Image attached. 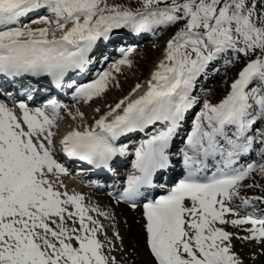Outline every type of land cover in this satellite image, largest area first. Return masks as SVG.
<instances>
[{
    "label": "snow or ice",
    "instance_id": "1",
    "mask_svg": "<svg viewBox=\"0 0 264 264\" xmlns=\"http://www.w3.org/2000/svg\"><path fill=\"white\" fill-rule=\"evenodd\" d=\"M161 31L146 91L58 147L54 94L102 97L132 64L126 34ZM236 65L226 95L201 101L198 82ZM58 151L113 175L133 157L109 195L142 207L151 264H244L234 240L264 254V0H0V264H117L97 218L114 217L61 190Z\"/></svg>",
    "mask_w": 264,
    "mask_h": 264
},
{
    "label": "rangeland",
    "instance_id": "2",
    "mask_svg": "<svg viewBox=\"0 0 264 264\" xmlns=\"http://www.w3.org/2000/svg\"><path fill=\"white\" fill-rule=\"evenodd\" d=\"M110 2H116V3H127L130 6H136L137 0H110ZM35 18V16H30L24 23H27L28 20ZM32 26V25H31ZM38 27V25L34 26ZM163 31H161L162 33ZM147 37L144 41L137 42L136 48H134L135 51L132 52L131 56L129 57L132 61L131 66L123 65L121 66V71L119 73L114 72L115 80L109 85L108 91L100 98H95L94 102L95 104H89V105H82V109L77 108V115L79 117L72 118L71 116H65L62 115L59 121L61 122L59 126V130L64 131L65 126H70L71 124H78L83 127H87L88 123H90L92 116L97 113L96 109L99 108L102 110L103 108H108V105L112 103H117L119 100L123 99L126 96H129L132 94L134 96L139 90L133 92V90L136 88V85H145V83L150 79L152 72L156 69V66L160 62L161 59H163V48L165 45V41L169 35L167 32L166 37H160L159 42H155L154 39H152L153 35L151 33L146 34ZM119 58V56H118ZM241 65H236L235 67H229L225 69L222 66V71H218L214 74L216 77L212 80V82H205L200 81L197 84V89L199 92H196V94L199 97H202V100H207V97L210 98L211 101H219L221 100L226 93L229 91L230 84L232 80L235 78L237 71ZM212 77H210L207 80H211ZM206 80V79H205ZM206 84V86L202 87L200 83ZM135 93V94H134ZM134 94V95H133ZM78 104V103H77ZM79 106V105H78ZM77 106V107H78ZM201 105L197 106L196 111L199 110V107ZM80 113H83V118L80 117ZM93 122V119H92ZM74 182V181H73ZM62 187V191L66 189L65 185ZM70 189V188H69ZM70 194V190L68 191ZM84 197L85 195L89 194L88 191H84ZM72 193V191H71ZM95 193V192H94ZM104 195H107V193L103 192ZM83 195V194H82ZM100 194H97L95 198H98ZM103 196V195H102ZM105 197V196H104ZM100 198V197H99ZM103 211H107L111 213V216L113 215L115 220H110V218L105 217H97L101 223L104 225L105 231L107 233V237L105 238L104 234L102 233L100 235V239L102 242L105 243V252L108 255L114 256L116 258L117 264H139L137 260V247L135 244H131L128 241V238L122 231L123 227V220L121 231L118 229V225L120 227L121 222H118L119 219L122 217L115 211L105 209ZM97 215V214H96ZM94 214V217L96 216ZM121 217L117 219V217ZM102 219V220H101ZM109 220V221H108ZM107 221V222H106ZM112 222H115L114 224ZM117 227V229H116ZM118 230V231H117ZM116 233H120L119 237L117 238ZM123 234V235H121ZM124 236V237H123ZM108 241H111V245L108 244ZM128 245V247L126 246ZM114 245V248L112 246ZM112 249V250H109ZM146 253V251H145ZM145 253L141 254V259L143 262H146L147 256ZM136 256V257H135ZM257 256L259 257V254L257 253ZM264 254L259 257V260L257 261L258 264H264ZM246 264V263H244Z\"/></svg>",
    "mask_w": 264,
    "mask_h": 264
},
{
    "label": "bare ground",
    "instance_id": "3",
    "mask_svg": "<svg viewBox=\"0 0 264 264\" xmlns=\"http://www.w3.org/2000/svg\"><path fill=\"white\" fill-rule=\"evenodd\" d=\"M163 36L166 37L167 36V32L163 31L162 33L159 32L158 34L154 35V41L155 42L156 41L159 42L160 37H163ZM209 78H210V75H209ZM209 78H207V79H209ZM202 80L203 79H201L200 81H202ZM142 87L143 88H141L139 91L135 92L136 94L134 93L135 95L133 94L134 95V96H132L133 99L138 98V96L142 95L143 92L146 91L147 82ZM199 90L196 89V92H199ZM199 98H200V100H202V97H199ZM207 100L210 101V98L207 97ZM219 101H214V102L211 101V102L212 103H218ZM89 104L90 105L91 104L94 105L95 104L94 100L92 102H89ZM114 104L115 103H112L111 105H114ZM107 110H108V108H106V109L103 108L102 110H100L97 113V116L93 117V121H94V119L98 118L101 114H103ZM91 123H92V121H91ZM56 155H57V158L60 160V162H64V158L63 157H61L59 154H56ZM59 179H60V181H62V183L66 187V189H64V190H67V191L70 190V194L79 193V194H83V196H84V193L83 192L81 193V187H80L79 184H73V182H71L70 180L66 179L64 175H61L59 177ZM71 191H72V193H71ZM248 194L252 195V194H259V193L258 192L257 193L249 192ZM89 195L90 196L85 195V204L86 205L98 206L101 210H105V209H107L109 211L110 210H112V211L114 210L115 214L117 212L122 217L121 218V217L115 216V217H117V219L121 218V219L118 220V222H121L123 220V227L121 226L122 222L120 224V227H119V225L117 227H118V229H120L119 231L121 233L123 231V233L126 235V237L128 238V241L131 244H135L136 245V247H137L136 255H137L138 263L139 264H151V257H150V255L148 253V250H147L146 246H145L144 231H143V227H142V225L144 223L143 216H142V211L143 210H130L126 206L118 204L116 201H113L112 198H106V197H104L102 195L98 196V198H95L94 194H89ZM112 211H110V212H112ZM91 214L93 216H94V214L96 215V213H91ZM110 220H112V219H110ZM113 220H115V219H113ZM112 223L114 224L115 222H112ZM117 227H116V229H117ZM121 227H122V231H121ZM224 227L226 228V230H228L230 232H237L238 231V229L232 227L231 225H225ZM245 227H247V226H245ZM240 234L243 235L244 233L241 231ZM121 235H123V234H121ZM234 245H235L234 250L241 256V258L244 260V263H246V264H258L257 261L259 260V257L261 255H263V254H261V250H260L259 246L254 244V243L253 244H248V245H243L239 241L234 240ZM126 246L128 247L127 244H126ZM145 251H146V253H145ZM142 253H145L146 256H147L146 262H143L142 259H141V254ZM254 253H255V257H256L255 259H253V254ZM257 253L259 254V257L257 256ZM263 262H264V260H263Z\"/></svg>",
    "mask_w": 264,
    "mask_h": 264
}]
</instances>
